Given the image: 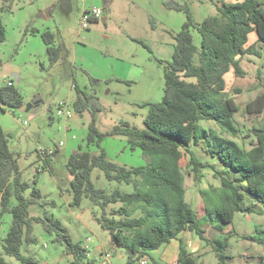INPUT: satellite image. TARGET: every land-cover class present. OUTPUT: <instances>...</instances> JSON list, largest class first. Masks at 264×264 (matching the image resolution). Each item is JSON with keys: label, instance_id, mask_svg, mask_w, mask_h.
Segmentation results:
<instances>
[{"label": "rangeland", "instance_id": "374dc122", "mask_svg": "<svg viewBox=\"0 0 264 264\" xmlns=\"http://www.w3.org/2000/svg\"><path fill=\"white\" fill-rule=\"evenodd\" d=\"M241 1L2 0L0 20L6 29V40L0 45V88L12 83L21 93L24 104L33 106L29 111L20 112L1 105L0 129L8 135L10 148L19 157L23 181L33 187L37 180V188L43 196L41 203L46 204L32 206V218H43L49 211L68 230L74 243L87 249V259L94 260L95 264L103 263L107 254L111 256L110 264L127 263L125 252L112 249L110 234L95 220L96 215H102V210L88 198H84L79 207L72 206L73 195L65 164L79 148L98 152L94 146L88 149L86 143L91 113H74L71 99L75 95V86L99 99L101 112L97 127L100 132H110L123 123L143 129L149 105L162 102L165 66L172 59L175 37L187 22V14L173 7L180 5L190 9L195 24L191 33L196 46L201 47L197 27L218 14L217 5ZM97 6H101L103 15L98 20H90L85 28L80 23L83 12ZM45 32L54 34L55 47L63 48V54L55 64L51 63L42 39ZM246 48L249 52L238 58L244 76L236 75L232 67L224 77L226 92L239 107L234 120L240 135L231 138L214 121H200L199 126L234 139L243 149L249 150L257 145L254 130L264 131V111L260 114L246 111L248 103L264 92V80L260 79H264V42L253 32ZM16 70L19 71L18 80L14 77ZM65 103L70 105L71 118L58 115L60 105ZM102 148L109 160L118 165L127 168L148 165L147 157L139 149L131 151L124 136L106 137ZM192 150L204 164L214 167V170L206 168L202 171L200 183L195 182L192 171L183 170L186 202L200 212L203 202L200 192L220 187L215 170L226 169L211 157L203 143L192 146ZM41 151H55V173L44 168L45 163L39 155ZM92 181L96 189L107 193L116 189L133 191V186L108 181L100 169L93 171ZM30 193L31 189L26 196ZM248 203L251 202L247 200ZM16 204L13 199L11 206ZM114 208L116 206H110L108 213ZM256 210L258 212L252 214L236 213L231 225L200 220L211 240L229 232L236 233L230 238L227 264H258L264 257V244L259 241H264V204L258 205ZM12 221L11 214L0 219V254ZM181 235L180 239L188 251L199 258L200 264H218L211 247L196 234L186 231ZM33 236L35 244L22 247L24 256H31L40 264H71L74 261L73 257L67 256L64 246L54 242V237L42 224H34ZM166 248L167 245L152 252L144 259L146 264H152V259L160 264H176L178 253L168 251L170 254L167 255ZM4 258L7 264H20L15 258Z\"/></svg>", "mask_w": 264, "mask_h": 264}, {"label": "trees", "instance_id": "16d2710c", "mask_svg": "<svg viewBox=\"0 0 264 264\" xmlns=\"http://www.w3.org/2000/svg\"><path fill=\"white\" fill-rule=\"evenodd\" d=\"M173 8L184 11L187 22L175 37L172 59L165 66L162 102L149 105L143 129L123 123L110 132H100L97 127V117L101 112L99 99L75 86L74 113H91L86 143L88 149L94 146L98 152L95 154L80 148L67 160L66 168L73 178L70 181L72 206L79 207L83 199L88 198L102 210V215H96L95 220L102 230L110 234L112 249L125 252L126 264H136L174 241L179 243L176 264H200L199 258L189 252L179 238L186 231L196 234L211 247L218 264H227L230 238L236 233L229 232L211 240L199 222L216 220L221 225H231L236 213H256V207L264 204V131L254 130L257 145L245 150L234 139L201 128L199 122H216L231 138L240 135L234 120L239 107L228 96L224 77L232 67L236 75L244 76L238 58L249 52L246 45L251 33L256 32L259 40L264 42V0L217 5L218 14L197 27L202 39L201 47L196 46L191 33L195 24L190 9L180 5ZM42 39L47 45L51 63H57L63 54L62 46L55 47V36L51 32L43 33ZM5 40L6 29L0 20V45ZM260 79L264 80L263 77ZM1 105L19 110L24 105L23 97L13 85L0 88V109ZM246 108L248 113H262L264 92ZM108 136L126 137L131 151L141 150L149 161L148 165L127 168L110 161L102 148ZM200 143L226 170H215L220 187L200 192L203 202L199 212L186 202L183 170L192 171L196 183L202 181L204 169L214 170L192 150V146ZM53 154H46L43 161L44 168L52 173L50 158ZM95 169H100L110 182L133 186V191L116 189L107 193L96 189L92 181ZM33 184L31 187L23 181L19 157L11 150L8 135L0 129V219L5 214L13 217L2 242L0 264H7L5 256L15 258L20 264H40L35 258L22 254L24 244L36 242L33 236L35 223L42 224L45 231L54 237V242L65 247L67 256L74 258L71 264H95L94 260L87 259V249L74 243L68 230L49 211L43 218L30 216L32 206L46 205L41 203L43 196L37 188V180ZM30 189L27 197L26 192ZM13 199L17 201L15 206H11ZM247 200L251 203L247 204ZM110 206L116 208L108 213ZM244 239L255 240L252 237ZM259 241L264 244V241ZM152 262L160 264L153 259ZM258 264H264V257Z\"/></svg>", "mask_w": 264, "mask_h": 264}, {"label": "built area", "instance_id": "2783aa9c", "mask_svg": "<svg viewBox=\"0 0 264 264\" xmlns=\"http://www.w3.org/2000/svg\"><path fill=\"white\" fill-rule=\"evenodd\" d=\"M103 15V12H102V9L101 8H94L90 11H84L83 12V16H82V20H81V25H83L85 28L87 27V23L92 20V19H100V17ZM9 86H12V83H9ZM58 115L59 116H65L67 118H71L73 116L72 114V111L70 109V105L68 103H65V104H61L59 109H58ZM63 144H61L60 146H62ZM58 148L55 149V151H57ZM55 151H49L46 153V151H41L39 153L40 155V159L42 161L45 160L46 158V154L47 155H52ZM110 259H111V256L109 254L105 255L104 256V262L103 263H100V264H110ZM141 264H146V261L143 259L141 262Z\"/></svg>", "mask_w": 264, "mask_h": 264}, {"label": "crops", "instance_id": "0c3cea01", "mask_svg": "<svg viewBox=\"0 0 264 264\" xmlns=\"http://www.w3.org/2000/svg\"><path fill=\"white\" fill-rule=\"evenodd\" d=\"M94 8H101V6H97V7H94ZM93 8H91L90 10H92ZM86 11V10H85ZM87 11H89V10H87ZM105 20V19H104ZM17 74H18V76H19V71L18 70H16L15 71ZM73 100H74V95H72V99H71V101L73 102ZM80 149V148H79ZM59 151V150H58ZM57 151V152H58ZM40 153V152H39ZM59 153V152H58ZM54 158H55V160H57L56 158H57V155L55 156V154H53V157H52V159H50V167H51V169L53 170V172L55 173V169H54V167H53V164H55L53 161H55L54 160ZM67 163V162H66ZM56 166V165H55ZM65 167H66V164H65ZM67 176L69 177V184H70V181H71V178H72V176L68 173V171H67ZM179 238H182V235H180L179 236ZM178 247H179V243H178V241H174V242H172L171 244H169V245H167V248L166 249H168L167 250V252H166V254L167 253H169L168 251H170V253H178ZM161 250H162V248H161ZM118 252L120 251V253L121 252H123L122 250H117ZM160 251V250H159ZM169 253V254H170ZM166 254H165V256H166ZM168 255V254H167Z\"/></svg>", "mask_w": 264, "mask_h": 264}, {"label": "water", "instance_id": "95a60500", "mask_svg": "<svg viewBox=\"0 0 264 264\" xmlns=\"http://www.w3.org/2000/svg\"><path fill=\"white\" fill-rule=\"evenodd\" d=\"M103 21H105V20H103ZM14 77H15L16 80L19 79V76H18L17 73H15ZM32 106H33L32 104H30V105H25V104H24V105L19 109V111H20V112L29 111V110L32 108Z\"/></svg>", "mask_w": 264, "mask_h": 264}]
</instances>
